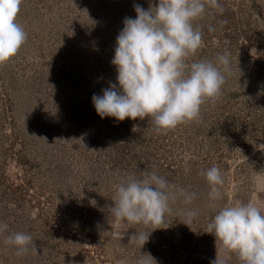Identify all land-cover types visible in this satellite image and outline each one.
<instances>
[{
  "label": "rangeland",
  "instance_id": "374dc122",
  "mask_svg": "<svg viewBox=\"0 0 264 264\" xmlns=\"http://www.w3.org/2000/svg\"><path fill=\"white\" fill-rule=\"evenodd\" d=\"M218 2L223 13L208 9L194 22L203 44L188 62L230 53L222 93L199 120L157 134L147 118L101 119L92 97L116 82L123 20L158 0H22L16 22L27 40L0 65V223L5 235L30 234L37 253L18 257L0 235V264H135L141 254L151 264H210L206 226L219 209L200 173L213 165L224 179L220 206L251 201L264 213V0ZM145 171L195 192L194 203L177 199L158 229L103 234L120 178ZM185 207L199 211L188 226ZM135 231H153L142 248L130 243Z\"/></svg>",
  "mask_w": 264,
  "mask_h": 264
},
{
  "label": "clouds",
  "instance_id": "9594fccd",
  "mask_svg": "<svg viewBox=\"0 0 264 264\" xmlns=\"http://www.w3.org/2000/svg\"><path fill=\"white\" fill-rule=\"evenodd\" d=\"M21 4L22 0H0V65L16 55L27 40L26 31L16 22ZM208 9L224 11L218 0H158L147 10L135 4L136 17L123 20L116 38L111 61L116 82L92 97L97 115L119 122L147 118L157 134L199 120L202 105L220 97L226 74L231 72L228 52L217 54L215 62H188L203 44V31L194 22L203 18ZM209 31L214 29L210 27ZM200 175L210 189L209 206L219 209L206 226L216 247V257L210 264H228L233 255L240 264H264V213L251 201L219 205L224 179L218 166ZM177 199L190 206L196 193L170 183L155 171H145L142 178L122 177L115 186L112 205L107 208L111 231L103 234L122 239L125 229L132 225L158 229L166 223L171 204ZM91 203L96 204L94 200ZM180 213L187 226L199 215L191 207L182 208ZM7 230V223H0L3 243L14 248L16 256L37 253L30 234L17 231L5 235ZM153 231H135L130 243L142 248ZM152 261L150 255L141 254L135 264ZM118 264L127 262L122 259Z\"/></svg>",
  "mask_w": 264,
  "mask_h": 264
}]
</instances>
